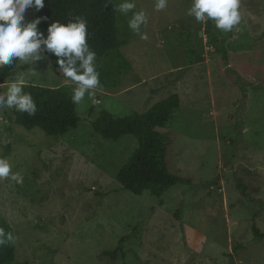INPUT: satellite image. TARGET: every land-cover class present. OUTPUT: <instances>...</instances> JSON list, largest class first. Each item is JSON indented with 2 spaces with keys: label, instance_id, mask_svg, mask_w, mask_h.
<instances>
[{
  "label": "rangeland",
  "instance_id": "obj_1",
  "mask_svg": "<svg viewBox=\"0 0 264 264\" xmlns=\"http://www.w3.org/2000/svg\"><path fill=\"white\" fill-rule=\"evenodd\" d=\"M120 4L124 0H119ZM124 13L126 65L100 63L99 86L76 104L79 126L63 136L14 121L0 110V158L17 183L0 179V213L13 230L16 260L31 264H264V0H239L231 31H207L187 14L191 0H133ZM146 23L129 27L134 12ZM29 8L25 23L34 21ZM123 27H126L124 29ZM147 39H142V35ZM226 54L227 59L224 57ZM25 84L73 82L49 58L18 61ZM180 107L168 124L170 169L192 178L160 199L123 188L118 172L136 147L131 135L104 139L92 122L103 109L120 116L145 112L170 94ZM123 241L118 259L105 256Z\"/></svg>",
  "mask_w": 264,
  "mask_h": 264
},
{
  "label": "trees",
  "instance_id": "obj_2",
  "mask_svg": "<svg viewBox=\"0 0 264 264\" xmlns=\"http://www.w3.org/2000/svg\"><path fill=\"white\" fill-rule=\"evenodd\" d=\"M119 5V0H44V6L39 11L30 9L35 14L34 21L40 20L38 28L45 35L52 22L68 23L83 19L87 24V43L96 54V70H100V63L103 61H107V67L113 62L117 63L118 69L126 65L118 52L120 47L127 43L128 36L121 28L124 13L119 11ZM206 26L207 31L212 32L216 40L211 20H207ZM45 55L49 58L52 70L62 75L57 57L53 53ZM224 57L227 59L226 54ZM18 61L0 69V93L3 84L13 75ZM23 90L31 94L36 112L29 115L27 112L15 110L14 121L17 125L27 130L40 128L46 135L54 137L66 135L79 126L81 118L66 86L25 84ZM179 107L180 96L173 93L153 104L145 112L120 116L103 109L92 122L94 131L104 139L116 141L124 135L137 139L138 146L120 168L117 179L124 189L134 194L140 195L150 191L160 199L161 205L164 204V194L173 186L179 183L192 184V178L170 169L167 158L172 140L168 124ZM0 230L13 237L11 241L0 244V264H31L28 261L16 260L13 230L1 213ZM253 232L256 240H264V232L256 225L253 226ZM122 243L123 241L113 251L105 252V256L113 260L118 259L120 254L123 256Z\"/></svg>",
  "mask_w": 264,
  "mask_h": 264
},
{
  "label": "clouds",
  "instance_id": "obj_3",
  "mask_svg": "<svg viewBox=\"0 0 264 264\" xmlns=\"http://www.w3.org/2000/svg\"><path fill=\"white\" fill-rule=\"evenodd\" d=\"M167 0H156V10L166 7ZM44 6V0H0V69L11 66L16 60L21 63L36 64L46 53H53L61 74L73 82L72 101L79 104L85 95L94 96L93 89L99 86V73L96 70V54L87 43V24L83 19L68 23L52 22L47 35L39 30L40 20L25 23V13L29 8L37 11ZM135 8L133 0H124L119 11L128 13ZM187 14L197 22L214 20L216 28L231 31L242 19L239 0H191ZM147 17L143 11L134 12L129 27L139 33ZM142 39H147L146 34ZM24 75L21 74L0 93V110L15 108L34 115L36 105L30 93L24 92ZM10 178L17 183L23 177L11 172V165L0 158V179ZM11 234L0 230V244L11 241Z\"/></svg>",
  "mask_w": 264,
  "mask_h": 264
}]
</instances>
